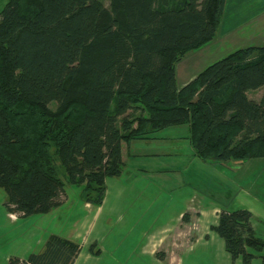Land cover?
<instances>
[{
    "label": "trees",
    "instance_id": "1",
    "mask_svg": "<svg viewBox=\"0 0 264 264\" xmlns=\"http://www.w3.org/2000/svg\"><path fill=\"white\" fill-rule=\"evenodd\" d=\"M226 0H0V187L17 217L65 203L67 186L99 206L125 167L123 142L186 125L203 161L264 158V44L207 63L181 87L176 65L211 42ZM55 103V108L50 103ZM66 194V193H65ZM247 208L211 229L234 261L261 257ZM80 245L50 234L6 264H73Z\"/></svg>",
    "mask_w": 264,
    "mask_h": 264
},
{
    "label": "rangeland",
    "instance_id": "2",
    "mask_svg": "<svg viewBox=\"0 0 264 264\" xmlns=\"http://www.w3.org/2000/svg\"><path fill=\"white\" fill-rule=\"evenodd\" d=\"M101 1L109 5V0ZM205 55L206 52L200 53ZM262 91L263 88L249 90L247 95L259 97ZM50 107L54 109L55 103H50ZM188 135L186 125L161 130L151 148L165 152L150 159L152 166L141 167L146 159L137 157L126 164L125 172L107 177L106 194L94 218L98 206L84 207L78 197V186L66 187L61 208L25 217L7 211L6 191L0 187V264H6L10 256L39 252L50 234L76 243L80 241V252L73 264H159L156 254L173 247L174 231L156 242V253L149 256L146 244L154 239L150 240L143 231L150 229V222L156 221L151 217L158 214L157 222H160L165 216L198 202L203 206L231 209L238 201L254 203L256 193L264 195V159H248L247 166L231 160L220 170L216 166L218 162L211 166L192 154ZM123 145L127 144L123 142ZM131 171L136 173L135 177ZM209 232L210 249L197 248L183 257V264L224 263L228 254L223 238L213 229Z\"/></svg>",
    "mask_w": 264,
    "mask_h": 264
},
{
    "label": "crops",
    "instance_id": "3",
    "mask_svg": "<svg viewBox=\"0 0 264 264\" xmlns=\"http://www.w3.org/2000/svg\"><path fill=\"white\" fill-rule=\"evenodd\" d=\"M259 44H264V0H226L223 16L216 37L205 46L187 53L177 63L176 81L178 87H181L187 81L191 80L207 63L212 62L220 56L236 48ZM202 52H206L204 57L200 56V53ZM262 88L264 89V86L256 89L255 91ZM262 93L263 91L261 94ZM260 96L252 98L259 99ZM177 141V139H174V142ZM154 143H156L155 139L134 140L125 147L123 145L122 151L125 164L137 157H141L146 159L143 164H141V167L152 166L153 161L150 159L160 157L163 155L162 153L165 152L153 150L151 147ZM192 154L195 156L193 149ZM215 162L217 161H208L206 163L213 166L212 163ZM235 162H243L241 165L245 164L246 166L249 163L248 160ZM225 164L226 163L218 162L216 166L222 170L225 168ZM159 171V169H155V173H159ZM131 172L132 177H135L136 173L134 171ZM106 181L107 178L105 183ZM241 189L246 193V189ZM254 197H256V199H253L254 203H241L238 201L230 208H247L250 210L252 213L251 223L253 229L256 235L264 240V195H258L256 193ZM190 202L192 201L190 200ZM83 204L86 208H92L94 206L85 202ZM62 205L56 209L61 208ZM99 208L100 206L96 207V210L93 213V218L96 216ZM220 210L221 208L218 206H203L198 202L197 204H189L188 207L179 210V212L174 213L173 215L165 216L160 222H157V218L159 217L157 216L158 214H156L151 217L156 221L150 222V229H145L143 231V234L149 236L150 240L154 239L149 244H146V251L149 256L154 255L156 253L155 250L157 245L160 241H162L163 236L171 233L172 231H174L173 247L168 250L159 251L160 255L156 254V257L160 258L157 259V263L183 264V257L190 255L197 248L200 247L201 251L202 249L208 251L210 249V245L212 244V238L209 236V230H211L210 226L217 223ZM209 218H212V221H210ZM85 222L87 223L86 220ZM78 233L79 231L76 232V234ZM156 242L158 243L156 244ZM78 244L80 245V241ZM263 251L261 254L264 255ZM227 254L228 257L226 256V259L223 260V264H242L241 258H237L232 261L228 252ZM19 257L26 258V255H19ZM217 264H222V262L220 261ZM250 264H263L262 258L255 257Z\"/></svg>",
    "mask_w": 264,
    "mask_h": 264
}]
</instances>
